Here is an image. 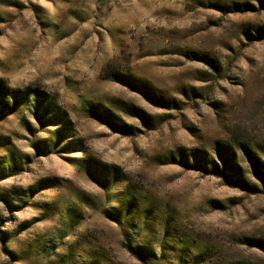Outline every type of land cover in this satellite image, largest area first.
<instances>
[{
  "label": "rangeland",
  "instance_id": "1",
  "mask_svg": "<svg viewBox=\"0 0 264 264\" xmlns=\"http://www.w3.org/2000/svg\"><path fill=\"white\" fill-rule=\"evenodd\" d=\"M0 88V264H264V0H0Z\"/></svg>",
  "mask_w": 264,
  "mask_h": 264
},
{
  "label": "trees",
  "instance_id": "2",
  "mask_svg": "<svg viewBox=\"0 0 264 264\" xmlns=\"http://www.w3.org/2000/svg\"><path fill=\"white\" fill-rule=\"evenodd\" d=\"M3 90V88H0V121H4L7 117L12 115L15 112V108L11 106L8 100V91ZM244 152L246 153L248 157V162L251 167V171L253 173V177L256 179L257 183L260 184V187L264 189V164H262V161L260 158L249 151V149H244ZM234 182H230V181ZM224 181H226V185H230L231 187L239 186L241 189H251L252 182H247L246 179L240 177L237 180H233L231 178H228L227 175L224 176ZM234 183V184H233ZM236 183V184H235ZM253 188H257L256 184H253Z\"/></svg>",
  "mask_w": 264,
  "mask_h": 264
}]
</instances>
